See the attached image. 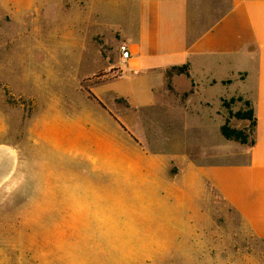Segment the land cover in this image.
<instances>
[{"label":"rangeland","instance_id":"1","mask_svg":"<svg viewBox=\"0 0 264 264\" xmlns=\"http://www.w3.org/2000/svg\"><path fill=\"white\" fill-rule=\"evenodd\" d=\"M137 1L0 0V147L16 158L0 188V264H264V241L213 190L185 204L177 189L121 188L97 167L105 152L75 139L83 120L98 138H126L83 86L120 63L116 26L135 19ZM175 76L171 85L184 83ZM217 100L224 124L245 129L233 115L249 110L246 100ZM157 123L129 132L144 149L170 152Z\"/></svg>","mask_w":264,"mask_h":264},{"label":"crops","instance_id":"2","mask_svg":"<svg viewBox=\"0 0 264 264\" xmlns=\"http://www.w3.org/2000/svg\"><path fill=\"white\" fill-rule=\"evenodd\" d=\"M135 9L134 20L116 26L130 58L88 86L95 97L89 99L126 138L106 129L98 138L83 120L75 139L89 141L94 155L105 152L95 162L119 187L177 189L185 204L190 194L211 189L264 241V0H138ZM182 66L188 77L176 84L182 76H175L171 85L167 71ZM234 94L253 109V146L221 133L213 102ZM160 118L173 138L170 152L144 149L145 137L133 135L144 124L151 131ZM168 165L177 171L167 175Z\"/></svg>","mask_w":264,"mask_h":264},{"label":"trees","instance_id":"3","mask_svg":"<svg viewBox=\"0 0 264 264\" xmlns=\"http://www.w3.org/2000/svg\"><path fill=\"white\" fill-rule=\"evenodd\" d=\"M169 77L172 75L176 76H187L189 75V68L188 66H182V67H175L167 71ZM101 80L99 77L95 76L93 79L88 80L90 85L99 83ZM84 90L87 91L90 98L95 99V97L88 91L87 87H84ZM245 105L249 107V110L247 112H238L233 115L234 118L244 121L247 123L245 126V129H236L230 126V122H226L222 128L221 133L224 138L232 141H236L243 145L253 146L254 141V130L256 126V119L254 116L253 109L251 108V105L248 101L245 102Z\"/></svg>","mask_w":264,"mask_h":264},{"label":"water","instance_id":"4","mask_svg":"<svg viewBox=\"0 0 264 264\" xmlns=\"http://www.w3.org/2000/svg\"><path fill=\"white\" fill-rule=\"evenodd\" d=\"M16 166V158L7 147H0V188L12 176Z\"/></svg>","mask_w":264,"mask_h":264},{"label":"built area","instance_id":"5","mask_svg":"<svg viewBox=\"0 0 264 264\" xmlns=\"http://www.w3.org/2000/svg\"><path fill=\"white\" fill-rule=\"evenodd\" d=\"M121 61L125 63L130 58V50L127 45H122L120 47Z\"/></svg>","mask_w":264,"mask_h":264}]
</instances>
